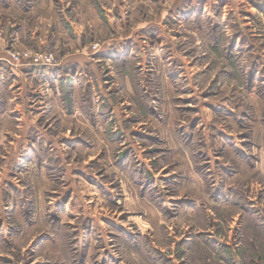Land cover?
<instances>
[{"label": "rangeland", "instance_id": "374dc122", "mask_svg": "<svg viewBox=\"0 0 264 264\" xmlns=\"http://www.w3.org/2000/svg\"><path fill=\"white\" fill-rule=\"evenodd\" d=\"M0 264H264V0H0Z\"/></svg>", "mask_w": 264, "mask_h": 264}]
</instances>
